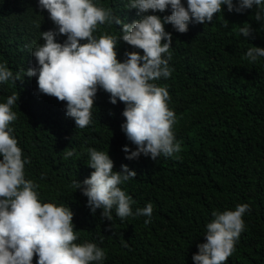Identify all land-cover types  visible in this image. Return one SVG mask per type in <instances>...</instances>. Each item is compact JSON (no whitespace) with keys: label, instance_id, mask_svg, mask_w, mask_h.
I'll return each mask as SVG.
<instances>
[{"label":"trees","instance_id":"16d2710c","mask_svg":"<svg viewBox=\"0 0 264 264\" xmlns=\"http://www.w3.org/2000/svg\"><path fill=\"white\" fill-rule=\"evenodd\" d=\"M32 1L0 0V64L22 79L0 83V103L13 93L18 96L12 107L17 119L9 127L23 158L30 161L25 164V179L39 185L42 204L63 205L74 213L76 243L92 242L105 252V259L92 264H194L192 256L197 245L206 242L212 213L235 210L238 204H248L250 211L243 216L244 231L225 264H264V57L256 62L246 58L250 47L264 48V19L255 20L256 7L237 13L222 5L211 23L190 21L183 34L164 25L172 34V72L152 82L169 93L180 151L156 160L143 155L128 160L123 147L136 146L121 129L124 103L111 104L110 94L98 88L92 122L76 128L66 116V102L39 93L37 78L24 76L36 64L32 52L35 44L43 45L42 32L58 31ZM93 2L111 9L124 23L144 15L128 7L131 0ZM181 3L187 7V0ZM147 14L163 19L171 8ZM245 24L253 29L249 37L239 32ZM105 33L118 38L120 62L127 59L126 52L143 55L119 40L120 25H99L94 36ZM64 40L66 36L56 37V42ZM163 56L167 59L168 53ZM73 149V155L65 158ZM88 149L108 153L113 171L128 165L137 173L119 185L134 201L132 216L121 219L114 206L110 221L101 216L102 209L93 214L87 206V197L74 182L82 184L94 171L87 165ZM148 203L153 213L145 224L149 217L135 213ZM37 260L34 256L33 264Z\"/></svg>","mask_w":264,"mask_h":264},{"label":"clouds","instance_id":"9594fccd","mask_svg":"<svg viewBox=\"0 0 264 264\" xmlns=\"http://www.w3.org/2000/svg\"><path fill=\"white\" fill-rule=\"evenodd\" d=\"M35 9L49 16L58 31L42 32L43 45L35 44L32 56L36 64L29 67L24 76L36 77L38 91L66 102V116L73 119L75 127L83 129L92 122L91 109L98 88L110 94V103L117 100L125 104L122 112L125 122L121 125L127 139L136 146L127 145L123 151L126 159H138L141 155L156 160L158 156H171L180 151L175 142L173 125L176 114L168 107L169 93L166 88L152 81L171 76L169 48L172 34L165 31V24L183 34L188 23H211L215 14L227 5L229 12L243 13L256 7L255 20L264 19V0H131L128 7L144 14L141 19L124 23L113 15L111 9L98 6L93 0H34ZM171 14L163 19L149 11ZM115 23L121 26L119 40L134 49L126 52L127 59H117L118 38L109 34L94 36L99 25ZM226 26V25H225ZM264 27V25H262ZM244 37L253 33L250 25L239 28ZM58 35L66 36L63 43L56 42ZM81 41H86L81 43ZM162 41H166L163 42ZM168 53L167 59L163 54ZM264 57V48L250 47L246 58L256 62ZM15 83L21 74L0 64V83ZM18 96L13 93L5 103H0V264H92L105 259V252L95 243H76L73 229L74 213L69 207L54 203H41L39 185L25 179V164L22 149L13 136L9 125L17 119L12 111ZM67 151L66 156L74 153ZM90 163L94 169L82 184L75 187L87 197V206L95 214L102 209L101 216L112 220V209L121 219L133 215L132 198L119 187L123 182L136 177L137 173L128 165L113 171L114 162L108 153L88 149ZM250 211L248 204H238L235 210L214 211V219L207 224L204 243L198 244L193 254L194 264H225L235 251V243L244 231L243 216ZM153 205L148 203L138 208L135 215L149 217L151 222ZM127 246V245H125Z\"/></svg>","mask_w":264,"mask_h":264}]
</instances>
